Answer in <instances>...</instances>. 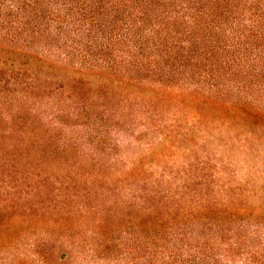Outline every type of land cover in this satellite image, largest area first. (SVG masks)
Instances as JSON below:
<instances>
[{"label": "trees", "instance_id": "obj_1", "mask_svg": "<svg viewBox=\"0 0 264 264\" xmlns=\"http://www.w3.org/2000/svg\"><path fill=\"white\" fill-rule=\"evenodd\" d=\"M1 200L5 248L264 264V0H0Z\"/></svg>", "mask_w": 264, "mask_h": 264}, {"label": "rangeland", "instance_id": "obj_2", "mask_svg": "<svg viewBox=\"0 0 264 264\" xmlns=\"http://www.w3.org/2000/svg\"><path fill=\"white\" fill-rule=\"evenodd\" d=\"M170 150L171 156L176 157L179 154L175 147L170 148ZM236 168L240 170L238 178H244V172L246 169L238 166ZM257 176V174H252L253 179L257 180V182L254 184L255 187L260 186V184H257L258 181L263 182V175L260 177ZM23 195H26V192H24ZM28 196L33 198V194H29ZM34 199L37 200L39 198L34 197ZM8 202L10 201L8 200ZM9 206L11 207V204L5 202V200L0 201V229L7 221H11V223L14 222L15 217L17 216L18 212L11 210ZM16 224L19 223L16 222L14 225ZM26 245L27 248L23 247V249H19L16 247L15 249H10L7 247L5 248V246H1L0 244V264H126V261L122 260L121 256L120 259H113L114 261H111L110 263L109 259L95 258L89 251L84 253H78L75 251L73 253L71 252V254L67 255L66 257H61L63 250L49 248L42 253H37L35 250L30 249L28 244ZM23 246H25L24 243Z\"/></svg>", "mask_w": 264, "mask_h": 264}]
</instances>
